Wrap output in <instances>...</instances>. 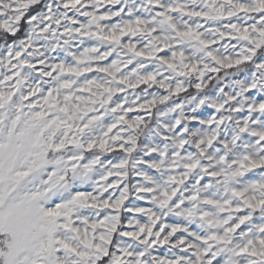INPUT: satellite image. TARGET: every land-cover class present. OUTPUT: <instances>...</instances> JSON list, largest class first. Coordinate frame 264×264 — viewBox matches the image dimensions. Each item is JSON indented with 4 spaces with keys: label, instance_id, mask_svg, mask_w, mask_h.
Segmentation results:
<instances>
[{
    "label": "snow or ice",
    "instance_id": "1",
    "mask_svg": "<svg viewBox=\"0 0 264 264\" xmlns=\"http://www.w3.org/2000/svg\"><path fill=\"white\" fill-rule=\"evenodd\" d=\"M0 264H264V0H0Z\"/></svg>",
    "mask_w": 264,
    "mask_h": 264
}]
</instances>
